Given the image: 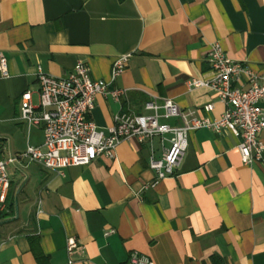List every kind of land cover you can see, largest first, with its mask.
I'll list each match as a JSON object with an SVG mask.
<instances>
[{
  "label": "crops",
  "instance_id": "crops-1",
  "mask_svg": "<svg viewBox=\"0 0 264 264\" xmlns=\"http://www.w3.org/2000/svg\"><path fill=\"white\" fill-rule=\"evenodd\" d=\"M214 42L232 60L264 70V0H0L9 75L0 77L2 158L43 141L41 126L20 120L24 93L38 104V68L63 77L82 62L93 80L109 83L114 58L131 54L110 84L125 94L119 101L98 95L89 114L101 130L116 115L144 113L152 97L196 117L212 103L209 116L218 118L225 107L217 95L189 85L213 77ZM238 143L227 130L190 131L173 175L157 182L149 162L152 151L161 157L158 138L152 150L130 138L115 159L87 166L9 164L0 264H123L133 251L154 264H264V164L244 165Z\"/></svg>",
  "mask_w": 264,
  "mask_h": 264
},
{
  "label": "built area",
  "instance_id": "built-area-1",
  "mask_svg": "<svg viewBox=\"0 0 264 264\" xmlns=\"http://www.w3.org/2000/svg\"><path fill=\"white\" fill-rule=\"evenodd\" d=\"M130 57L131 54H123L114 58L109 83L93 80L82 62H77L63 77H54L38 68V104L33 105L29 93H24L20 120L27 128L41 126L43 141L37 146L28 145L23 153L11 158L4 159L0 154V213L6 209L9 164L26 159L50 170L87 166L99 158L115 159L118 146L130 138L148 144L151 150L154 138L159 139L161 157L155 158L152 151L149 162L155 182L173 175L186 151L188 133L201 128L229 131L239 139L238 150L244 165L264 164V143L260 139L264 130V108L260 106L264 101V70L254 72L246 63L232 60L218 42L211 44L207 53L213 77L189 84L207 87L217 95L225 107L218 118L209 116L214 109L212 103L203 106L206 116L196 117L192 111H182L170 98L152 97L144 103V113L116 115L112 126L99 129L89 118L96 97L109 96L119 101L125 94V90L110 88V84L124 72ZM8 76L7 60L0 54V77ZM161 118H176L178 123H162ZM76 246V240L70 238L68 252ZM123 264L154 263L148 256L133 251Z\"/></svg>",
  "mask_w": 264,
  "mask_h": 264
},
{
  "label": "rangeland",
  "instance_id": "rangeland-1",
  "mask_svg": "<svg viewBox=\"0 0 264 264\" xmlns=\"http://www.w3.org/2000/svg\"><path fill=\"white\" fill-rule=\"evenodd\" d=\"M9 146V145H8ZM2 157V156H1ZM5 158L7 157V154H6V156H4ZM11 173H12V169H11V167H8V174H9V176H11Z\"/></svg>",
  "mask_w": 264,
  "mask_h": 264
},
{
  "label": "trees",
  "instance_id": "trees-1",
  "mask_svg": "<svg viewBox=\"0 0 264 264\" xmlns=\"http://www.w3.org/2000/svg\"><path fill=\"white\" fill-rule=\"evenodd\" d=\"M2 216H3V213H0V219H1Z\"/></svg>",
  "mask_w": 264,
  "mask_h": 264
}]
</instances>
